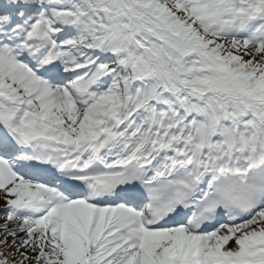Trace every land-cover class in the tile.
I'll return each instance as SVG.
<instances>
[{
	"label": "snow or ice",
	"instance_id": "obj_1",
	"mask_svg": "<svg viewBox=\"0 0 264 264\" xmlns=\"http://www.w3.org/2000/svg\"><path fill=\"white\" fill-rule=\"evenodd\" d=\"M0 264H264V0H0Z\"/></svg>",
	"mask_w": 264,
	"mask_h": 264
}]
</instances>
